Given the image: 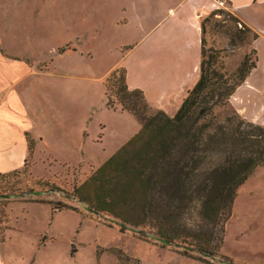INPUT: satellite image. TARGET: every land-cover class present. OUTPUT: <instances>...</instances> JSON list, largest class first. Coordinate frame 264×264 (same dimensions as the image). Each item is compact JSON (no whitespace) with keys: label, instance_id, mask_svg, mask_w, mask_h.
I'll return each instance as SVG.
<instances>
[{"label":"rangeland","instance_id":"rangeland-1","mask_svg":"<svg viewBox=\"0 0 264 264\" xmlns=\"http://www.w3.org/2000/svg\"><path fill=\"white\" fill-rule=\"evenodd\" d=\"M131 1L0 0L1 37L8 41L12 32L17 53L46 65L47 74L29 86L26 107L42 116L39 129L50 140L32 167L0 175V195L10 197L0 199L3 264H264V166L239 188L230 220L213 231L214 250L221 237L222 247L216 257L202 256L207 263L184 245H163L156 226H121L87 200L99 192L84 184L141 129L133 115L118 112L120 106L106 108L109 75L100 78L123 54V43L138 38L116 29L133 14ZM219 1L200 31L206 56L217 52V70L233 76L246 55L252 62L255 55L249 35L236 38L243 24ZM27 34L37 35L36 46ZM214 113L218 122L233 114L245 119L231 102ZM192 218L200 222L196 213Z\"/></svg>","mask_w":264,"mask_h":264},{"label":"trees","instance_id":"trees-1","mask_svg":"<svg viewBox=\"0 0 264 264\" xmlns=\"http://www.w3.org/2000/svg\"><path fill=\"white\" fill-rule=\"evenodd\" d=\"M243 29L236 38L251 37L255 60L246 55L236 73L227 75L216 68L217 52L206 56L203 36L199 79L173 117L155 107L148 115L153 106L145 93L129 89L125 68L113 70L105 80L106 106L115 111L120 106L141 129L83 186L99 192L86 197L98 210L124 226H156V237L195 249L205 263L203 257H216L222 247L221 237L214 250L213 231L232 217L239 188L264 166V125L238 114L218 122L214 113L256 68L258 34L244 24Z\"/></svg>","mask_w":264,"mask_h":264},{"label":"crops","instance_id":"crops-1","mask_svg":"<svg viewBox=\"0 0 264 264\" xmlns=\"http://www.w3.org/2000/svg\"><path fill=\"white\" fill-rule=\"evenodd\" d=\"M225 1L230 12L258 34L253 43L258 56L256 68L230 102L249 122L264 125V0ZM131 3L133 14L131 17L125 14L116 29L125 28L124 35L138 38L123 43L127 45L123 54L100 78H106L118 67L125 68L129 89L142 90L151 105L172 116L200 76L203 49L200 21L219 9L221 2L132 0ZM25 37L32 47L38 44L36 34ZM13 38L12 32L8 41L0 35V175L22 171L30 163L32 167L41 153L40 146L50 141L39 129L44 124L42 116L29 113L26 107L29 86L47 74L46 65L32 55L17 53L13 44L18 40ZM0 264H3L1 257Z\"/></svg>","mask_w":264,"mask_h":264},{"label":"water","instance_id":"water-1","mask_svg":"<svg viewBox=\"0 0 264 264\" xmlns=\"http://www.w3.org/2000/svg\"><path fill=\"white\" fill-rule=\"evenodd\" d=\"M37 194H40V193H37ZM9 198L10 197L7 195H0V199H9ZM121 226H124V225L121 224ZM158 241L161 242L163 245H166V246H173V245H175L177 247L180 246V244H177V243L172 242V241L167 240V239H158ZM185 248H187L188 250H191V251H195V249H193L191 247H185ZM206 257L212 258L211 256H208V255H206ZM228 264H234V263H228Z\"/></svg>","mask_w":264,"mask_h":264}]
</instances>
